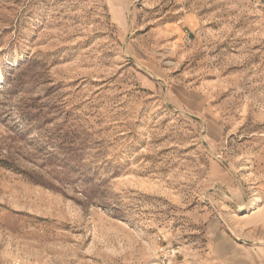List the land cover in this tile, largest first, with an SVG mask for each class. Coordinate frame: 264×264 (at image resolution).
<instances>
[{"label": "rangeland", "instance_id": "374dc122", "mask_svg": "<svg viewBox=\"0 0 264 264\" xmlns=\"http://www.w3.org/2000/svg\"><path fill=\"white\" fill-rule=\"evenodd\" d=\"M0 264H264V0H0Z\"/></svg>", "mask_w": 264, "mask_h": 264}]
</instances>
